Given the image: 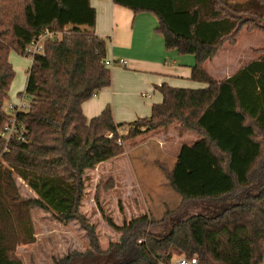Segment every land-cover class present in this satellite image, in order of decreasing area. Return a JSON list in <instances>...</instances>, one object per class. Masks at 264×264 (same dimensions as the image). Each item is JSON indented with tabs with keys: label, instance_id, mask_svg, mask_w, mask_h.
Instances as JSON below:
<instances>
[{
	"label": "trees",
	"instance_id": "obj_1",
	"mask_svg": "<svg viewBox=\"0 0 264 264\" xmlns=\"http://www.w3.org/2000/svg\"><path fill=\"white\" fill-rule=\"evenodd\" d=\"M35 1L25 4L34 13ZM113 2L135 14L154 15L166 50L193 56L191 80L207 86L156 87L162 102L145 119L117 124L110 107L88 119L83 104L112 84L111 69L104 64L107 40L94 34H61L33 57L25 91L30 108L17 115L25 132L21 139L6 141L1 134L10 115L4 105L16 76L9 56H26L29 44L58 32L59 26L54 19L24 27L13 17L12 0H0V264H24L18 248L37 240L31 214L35 207L60 222L78 221L91 239L90 251L69 254L54 264H94L101 256L107 264H168L176 256L196 257L200 264H262L264 48L255 50L257 59L222 80L206 64L226 44L235 45L244 29L264 35V0ZM55 5L59 11L69 10L62 0ZM176 123L200 136L183 146L172 167L159 164L182 199L180 207L160 221L143 215L119 227L108 219L122 237L102 252L94 227L79 211L85 172L123 155L124 143ZM17 179L36 197L22 198ZM198 203L214 214L189 215L190 206ZM168 221L170 232L157 233ZM77 257L82 263H76Z\"/></svg>",
	"mask_w": 264,
	"mask_h": 264
},
{
	"label": "rangeland",
	"instance_id": "obj_2",
	"mask_svg": "<svg viewBox=\"0 0 264 264\" xmlns=\"http://www.w3.org/2000/svg\"><path fill=\"white\" fill-rule=\"evenodd\" d=\"M231 1L243 2L245 0ZM258 48H264L263 33L257 30L249 32L244 29L235 45L226 44L212 62L209 61L207 70L214 78L221 80L225 77V68L228 65H233V68L228 69L229 73L237 71L241 66L255 59L253 49ZM12 57L15 59L25 58L28 62L31 59L15 52L10 54L9 59ZM21 66L16 69L17 67L13 65L16 76L10 88L9 99L4 105L6 111L11 106L20 104L21 100L28 105L31 103V99L25 93L28 67ZM234 66L237 67L234 68ZM152 95L154 99V94ZM153 99H148V101ZM141 127H143L142 124ZM172 127L170 131L174 136L172 135L173 138L168 140L165 148L158 151L155 147H150V150L147 151L146 147L141 144L132 150V143L141 137L152 133L153 137L158 138V132L163 130L159 129L124 143L125 153L119 156V159L106 162L102 170L85 172V190L79 211L86 218L87 223L94 227L96 239L102 252H107L110 245L119 243L122 237V232L110 226L108 219L119 227L143 215H149L154 221H160L165 213L180 207L181 197L171 188L157 162H163L172 167L183 146L193 145L200 136L195 131L182 127L180 123H176ZM156 146L159 148L157 144ZM108 172L113 173L114 180L108 179ZM125 177L132 182L133 191L131 194L129 190H125ZM16 183L22 198L36 197L24 181L17 179ZM105 186H109L110 189L105 190ZM31 214L37 240L33 244L18 248V254L24 264H54L55 260L62 259L69 254L78 253L79 255L90 251L91 239L78 221L60 222L55 219L52 213L38 207L33 208ZM197 214L213 215L214 211H210L206 204L198 203L190 206L189 209V215ZM171 226L172 223L168 221L162 225L164 229L159 228L157 233L161 232L165 235L170 232ZM151 230L153 233L157 231L154 227ZM80 258L75 259L76 263H82ZM103 258L101 256L94 264L101 261V264H107Z\"/></svg>",
	"mask_w": 264,
	"mask_h": 264
},
{
	"label": "crops",
	"instance_id": "obj_3",
	"mask_svg": "<svg viewBox=\"0 0 264 264\" xmlns=\"http://www.w3.org/2000/svg\"><path fill=\"white\" fill-rule=\"evenodd\" d=\"M26 1L13 0L14 19L22 26L33 28L57 19L60 34L97 35L107 40L108 59L116 62L120 59L127 61V65L115 64L111 68L108 67L112 72L111 86L101 90L83 104V112L88 119L99 116L107 107L111 108L117 124L145 119L151 116L152 106L162 102V95L156 87L164 83L187 89H202L207 86L191 80L192 67L195 65L193 56H181L177 51L166 50L163 36L156 31L159 21L152 14H135L125 7L116 5L113 0H62L69 8L62 11H59L55 5V0H36L34 13L31 7L25 5ZM255 50L257 49H253V54L257 59ZM10 62H13L12 65L17 67L16 69L22 67L21 65L28 67L27 75L32 66V59L28 62L25 58L12 57ZM229 68H233V65L225 68L226 74L223 79L231 77L240 69L229 73ZM148 99L153 100L148 101ZM172 126L158 132V138L153 137L151 133L135 140L132 143V150L141 144L147 151L150 147H155L158 151L165 148L168 140L174 136L170 131ZM160 163L165 164L157 162L158 167ZM105 164L106 162L87 171L98 172ZM112 175V172L107 173L109 180H114ZM125 179V190H129L131 194L132 182L129 178L125 177ZM106 189L110 187L105 186Z\"/></svg>",
	"mask_w": 264,
	"mask_h": 264
},
{
	"label": "built area",
	"instance_id": "obj_4",
	"mask_svg": "<svg viewBox=\"0 0 264 264\" xmlns=\"http://www.w3.org/2000/svg\"><path fill=\"white\" fill-rule=\"evenodd\" d=\"M61 34L59 32H51L46 33L36 41L29 44L26 48V57H29L33 61V57L36 54L42 53L44 51L45 43L54 38H58ZM104 64L107 67H113L115 64L118 65H127V61L124 59H120L119 61H115L113 59H106ZM144 96V95H143ZM30 108V104H26L23 100H21L20 104L11 106L10 109L7 111L9 116V120L7 125L4 128L1 136L4 140L9 141L11 138L17 137L21 139L23 133L25 132V126L21 125L17 121V115L21 111H26ZM110 138L113 137V134L109 135ZM168 264H200L199 260L196 257L187 258V257H178L175 258L171 263Z\"/></svg>",
	"mask_w": 264,
	"mask_h": 264
}]
</instances>
